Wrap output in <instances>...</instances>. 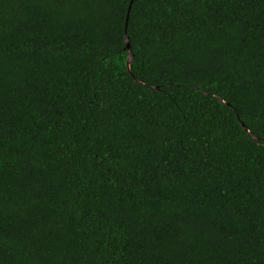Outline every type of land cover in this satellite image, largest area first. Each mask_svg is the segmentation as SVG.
Returning <instances> with one entry per match:
<instances>
[{
  "label": "trees",
  "instance_id": "trees-1",
  "mask_svg": "<svg viewBox=\"0 0 264 264\" xmlns=\"http://www.w3.org/2000/svg\"><path fill=\"white\" fill-rule=\"evenodd\" d=\"M0 264H264V0H0Z\"/></svg>",
  "mask_w": 264,
  "mask_h": 264
},
{
  "label": "water",
  "instance_id": "water-1",
  "mask_svg": "<svg viewBox=\"0 0 264 264\" xmlns=\"http://www.w3.org/2000/svg\"><path fill=\"white\" fill-rule=\"evenodd\" d=\"M131 4H132V2H131ZM130 8H131V5H130ZM130 8H129V11H130ZM128 19H129V13H128V15H127V18H126V28H127V25H128ZM127 39V38H126ZM130 47H129V43H128V41H127V49H129ZM132 54L130 53L129 54V58H128V61H127V68L129 69V66H130V63H131V60H132ZM220 102H222L221 100H219Z\"/></svg>",
  "mask_w": 264,
  "mask_h": 264
}]
</instances>
